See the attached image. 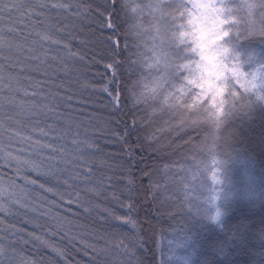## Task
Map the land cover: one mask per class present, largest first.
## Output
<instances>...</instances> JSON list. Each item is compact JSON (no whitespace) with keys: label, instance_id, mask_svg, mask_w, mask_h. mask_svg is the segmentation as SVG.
Segmentation results:
<instances>
[{"label":"trees","instance_id":"trees-1","mask_svg":"<svg viewBox=\"0 0 264 264\" xmlns=\"http://www.w3.org/2000/svg\"><path fill=\"white\" fill-rule=\"evenodd\" d=\"M153 2L112 0L113 20L109 0H0V148L23 160L48 143L64 170L41 201L21 190L35 174L0 160V255L19 239L18 257L44 264H264V102L220 120L207 102L164 103L165 81L140 78L167 28L138 6ZM239 6L228 30L264 27V0Z\"/></svg>","mask_w":264,"mask_h":264},{"label":"snow or ice","instance_id":"snow-or-ice-1","mask_svg":"<svg viewBox=\"0 0 264 264\" xmlns=\"http://www.w3.org/2000/svg\"><path fill=\"white\" fill-rule=\"evenodd\" d=\"M235 3L236 7L232 11L238 13L241 10L239 0H235ZM109 4L114 9L112 16L115 20L116 5L112 4V0H109ZM138 6L141 12L145 8H155L161 13L158 19L167 25L166 29H157L161 37L157 43L158 54L149 53L157 62L154 68L152 65L147 66L151 70V75L143 64L140 66L141 79L162 78L165 81L164 92L168 95L164 98V103H168L171 99L172 108L193 109L207 102L208 107L214 110L212 115L220 120L225 115L226 104L229 105L227 109L229 115L238 116L244 114L255 102H264V93L258 91L259 88L264 87V56L256 57L246 46V42L252 40L264 42V27L259 31H250L246 22L242 20L228 30L225 27L228 21L217 15L211 0H178V2L154 0L153 3L138 4ZM164 12H167L166 17L163 16ZM177 21L182 22L177 23ZM261 24H264V21H261ZM109 28L113 34L119 35L115 24L109 25ZM123 48L125 50L128 48L126 41ZM115 66L119 67L120 62L115 60ZM119 102V93H117L114 103L119 105ZM51 151L53 149L48 143H37L32 147L31 153L27 154V158L21 160L19 156L12 157L0 148V160L5 162L15 160L18 173L23 169L35 174L34 179H30L27 175L23 178L25 188L21 190L39 191L41 193L39 199L45 201V193H56V186L61 183L60 178L64 172L60 166L62 161L50 155ZM2 194L3 190L0 189V196ZM5 211L4 205L0 204V213ZM18 211L27 212L34 209H26L25 205H20ZM213 219L216 221L220 219L219 211ZM2 224L3 221L0 220V225ZM15 235L21 237L24 234L16 232ZM31 239L40 241V237L35 235H32ZM19 243V239L15 243L9 241L11 245L9 255H0V264H44L43 260L19 258L16 251V245ZM41 246H48L47 242H42ZM2 248L3 246L0 245V249ZM53 251L58 256L63 255L55 248Z\"/></svg>","mask_w":264,"mask_h":264},{"label":"clouds","instance_id":"clouds-1","mask_svg":"<svg viewBox=\"0 0 264 264\" xmlns=\"http://www.w3.org/2000/svg\"><path fill=\"white\" fill-rule=\"evenodd\" d=\"M211 2L212 7L217 10V15H219L221 19H225L227 16V5L229 0H211ZM225 27L227 28V26Z\"/></svg>","mask_w":264,"mask_h":264},{"label":"rangeland","instance_id":"rangeland-1","mask_svg":"<svg viewBox=\"0 0 264 264\" xmlns=\"http://www.w3.org/2000/svg\"><path fill=\"white\" fill-rule=\"evenodd\" d=\"M153 53H154V54H155V53H156V54L158 53V49H157L156 47L153 48ZM153 60H154V58H153ZM154 61L156 62V60H154Z\"/></svg>","mask_w":264,"mask_h":264}]
</instances>
